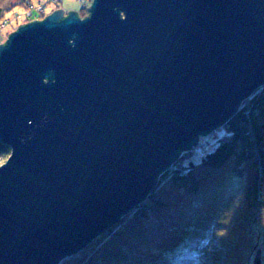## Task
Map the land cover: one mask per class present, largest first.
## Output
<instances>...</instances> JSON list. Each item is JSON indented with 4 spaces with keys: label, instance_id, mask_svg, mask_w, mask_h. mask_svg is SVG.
<instances>
[{
    "label": "water",
    "instance_id": "water-1",
    "mask_svg": "<svg viewBox=\"0 0 264 264\" xmlns=\"http://www.w3.org/2000/svg\"><path fill=\"white\" fill-rule=\"evenodd\" d=\"M64 12L0 43V264L81 253L264 86V0Z\"/></svg>",
    "mask_w": 264,
    "mask_h": 264
},
{
    "label": "trees",
    "instance_id": "trees-1",
    "mask_svg": "<svg viewBox=\"0 0 264 264\" xmlns=\"http://www.w3.org/2000/svg\"><path fill=\"white\" fill-rule=\"evenodd\" d=\"M30 3L0 0V18ZM8 153L0 145V154ZM244 206L254 210L253 226L264 221V86L227 124L183 153L142 204L59 264H159L196 231L231 225Z\"/></svg>",
    "mask_w": 264,
    "mask_h": 264
},
{
    "label": "rangeland",
    "instance_id": "rangeland-1",
    "mask_svg": "<svg viewBox=\"0 0 264 264\" xmlns=\"http://www.w3.org/2000/svg\"><path fill=\"white\" fill-rule=\"evenodd\" d=\"M85 2L90 6L91 0H31L25 9H13L0 18V43H4L13 29L17 30L23 22L43 19L60 6H65V14L78 8L79 16L85 17ZM31 10L36 12L35 16L29 15ZM8 156L9 153L0 154V165ZM253 211L244 206L231 225L215 231H196V236L191 235L159 264H253L255 259L258 264H264V221L253 226ZM261 213L264 220V208Z\"/></svg>",
    "mask_w": 264,
    "mask_h": 264
},
{
    "label": "built area",
    "instance_id": "built-area-1",
    "mask_svg": "<svg viewBox=\"0 0 264 264\" xmlns=\"http://www.w3.org/2000/svg\"><path fill=\"white\" fill-rule=\"evenodd\" d=\"M91 2H92V0H91ZM83 4H86V5H85V6H86V8H88V7H89V5H88L86 2H85V3H83ZM35 13H36V12H35L34 10H31V11H30V13H29V15H30V16H35Z\"/></svg>",
    "mask_w": 264,
    "mask_h": 264
}]
</instances>
